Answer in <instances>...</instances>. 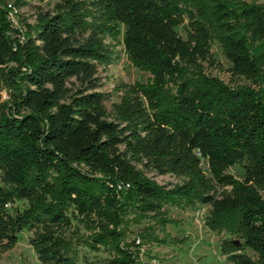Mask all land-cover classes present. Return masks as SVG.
Here are the masks:
<instances>
[{"label": "trees", "instance_id": "1", "mask_svg": "<svg viewBox=\"0 0 264 264\" xmlns=\"http://www.w3.org/2000/svg\"><path fill=\"white\" fill-rule=\"evenodd\" d=\"M8 5L0 0V252L27 230L39 264H77L71 238L82 227L91 250L110 253L104 264H143L145 244L184 240L167 231L178 222L167 207L202 204L205 227L230 235L228 262L264 264V4L57 0L32 24L17 14L18 25ZM213 38L230 78L249 84L207 72L220 67ZM119 43L149 77L116 83L108 109L98 73ZM138 165L180 181L160 185ZM234 165L242 179L227 172Z\"/></svg>", "mask_w": 264, "mask_h": 264}, {"label": "rangeland", "instance_id": "2", "mask_svg": "<svg viewBox=\"0 0 264 264\" xmlns=\"http://www.w3.org/2000/svg\"><path fill=\"white\" fill-rule=\"evenodd\" d=\"M12 4L14 0H6ZM57 0H22V4L17 8L18 14L29 24L34 23L37 11L39 9L48 10L53 7ZM246 1L254 3H263L264 0H233ZM185 24L178 26L176 31L185 37ZM123 33V29L121 30ZM122 35V34H121ZM120 35V41L122 36ZM116 53L112 63L106 68H100L98 76L100 77V90L105 93V104L108 109L113 102L119 100V93L114 90L116 83H133L135 81L145 82L149 74L137 70L128 60L124 47L121 43L116 46ZM211 53L220 67L207 70V72L215 77H218L223 82L233 85L249 84L243 78L231 79L228 69L231 63L226 59L223 53V48L217 38L211 41ZM2 100L8 98L5 88L1 91ZM145 174L157 181L160 185L171 186L180 181L179 178L172 175H158L153 171L142 168ZM202 170L206 175H209L206 161H202ZM237 179H242L244 169L242 165H234L227 170ZM17 205L22 206V202H17ZM170 217L177 220V223H172L167 226V231L171 236L184 239L176 245H162L158 243H147L142 247L140 259L143 264H231L226 260V256L221 253L220 243L224 239H229L230 235L223 232L217 234L214 231L208 230L204 225L209 207L196 204L193 208L188 207H167ZM75 224V222H74ZM146 224L142 222L140 225H131L129 227L128 239H136L139 236L140 229ZM160 235V234H159ZM32 236V231L24 230L19 234L18 242L11 250L0 252V264H39L37 254L29 244V239ZM72 251L78 255L77 264H83V259L91 264H104L110 257V253L101 249L93 251L87 246V241L90 239L89 232L79 227L77 235H72ZM246 254L255 258L252 251L245 250Z\"/></svg>", "mask_w": 264, "mask_h": 264}, {"label": "built area", "instance_id": "3", "mask_svg": "<svg viewBox=\"0 0 264 264\" xmlns=\"http://www.w3.org/2000/svg\"><path fill=\"white\" fill-rule=\"evenodd\" d=\"M9 8H10V11H9V17L11 20H13L14 24L15 25H18L17 24V20H16V15L18 14V11L16 8H14L13 6H11V4L8 5Z\"/></svg>", "mask_w": 264, "mask_h": 264}]
</instances>
